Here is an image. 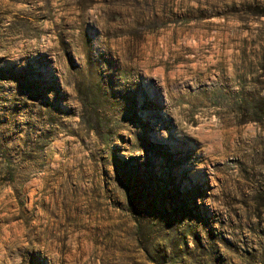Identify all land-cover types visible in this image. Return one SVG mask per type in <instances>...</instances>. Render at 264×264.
I'll return each instance as SVG.
<instances>
[{
	"label": "rangeland",
	"instance_id": "374dc122",
	"mask_svg": "<svg viewBox=\"0 0 264 264\" xmlns=\"http://www.w3.org/2000/svg\"><path fill=\"white\" fill-rule=\"evenodd\" d=\"M0 264H264V0H0Z\"/></svg>",
	"mask_w": 264,
	"mask_h": 264
}]
</instances>
